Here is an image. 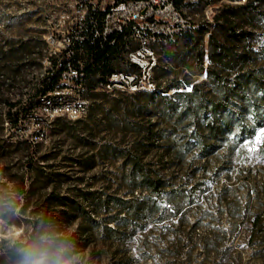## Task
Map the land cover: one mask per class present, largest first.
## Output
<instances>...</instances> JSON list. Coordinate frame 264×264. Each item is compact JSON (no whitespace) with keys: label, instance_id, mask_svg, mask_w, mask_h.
I'll return each mask as SVG.
<instances>
[{"label":"rangeland","instance_id":"374dc122","mask_svg":"<svg viewBox=\"0 0 264 264\" xmlns=\"http://www.w3.org/2000/svg\"><path fill=\"white\" fill-rule=\"evenodd\" d=\"M89 1L0 0V52L15 51L0 60V264H19V249L41 237L61 250L67 264H264V0H187L176 10L171 0H155V33L187 22L193 35L188 47L194 48V30L201 29L203 65L218 71L209 35L213 46L221 45L224 19L236 22L242 37L227 45L232 69L222 71L221 86L209 83L205 73L178 66L195 64L185 57L182 38L146 37L144 48L155 65L140 69L136 89L100 86L101 99H88L96 111L91 115L90 108L75 119L52 120L42 99L23 112L49 67L46 57L57 58L68 38L81 32ZM111 1L98 0L95 8ZM129 40L114 69L131 71L123 60L143 45ZM242 75L259 78L258 86L230 95ZM186 81L200 83L206 99L229 97L219 114V132L197 130L201 117L180 116L169 99L157 98H169L175 90L164 89ZM76 82L65 84L71 88L64 91L63 106L76 101L71 98L79 91ZM178 98L183 107L184 97ZM14 101L11 113L17 114L11 119L17 120L11 122L6 113ZM48 106H60V99ZM60 115L67 116L63 108ZM133 157L152 170L159 163L161 174L185 195L186 204L174 217L132 219L117 213L112 201L128 195L124 161ZM115 226L122 229L119 238L108 229Z\"/></svg>","mask_w":264,"mask_h":264},{"label":"trees","instance_id":"16d2710c","mask_svg":"<svg viewBox=\"0 0 264 264\" xmlns=\"http://www.w3.org/2000/svg\"><path fill=\"white\" fill-rule=\"evenodd\" d=\"M202 0H198L194 3H198ZM206 1V0H204ZM173 8L176 10L180 5L186 2L185 0H171ZM193 4V3H192ZM247 2L244 7L249 6ZM108 9V8H107ZM100 11V9L93 8L90 3L86 6L85 13L83 15V26L81 27V32L78 36H82L83 40L75 39V36H71L70 44L66 47L62 54L57 58L46 57L49 62V67L46 68L45 74L41 81L37 83L34 98L29 101V107H23V112L25 110L32 108L31 104L33 100L40 102L39 100L45 101L43 96L52 93L55 90L56 85L59 82V74L62 69L66 67V64L70 62L73 67L78 68V62L82 64L83 71L85 74V97L96 102L100 100L101 94L96 90L105 85L108 78L115 73H124L126 75H131L132 73L137 76V80L140 78V69L137 65L132 64L128 61L127 57L124 58L123 62L130 67L131 71H125L122 69H114V64L117 60V55H119L125 45L130 42L129 36L132 33V26L128 24L122 28L120 32H114L106 36V39L100 35L103 27V19L105 12ZM186 24H188L186 22ZM224 32L222 35L223 43L221 45L213 46L214 35L211 33L209 35L211 53L217 52L219 70H216L212 65L204 67L203 58V39L201 36L202 30L195 29L197 32L196 43L194 48H189V40L193 37L191 34V29L189 27L181 28L179 31L172 33L171 35H163L162 33H155V38L159 41H172L173 39L182 38L184 42L181 44L182 50L185 51V57L194 59L195 64L189 65L187 61H182L178 66H183L185 69L190 70L191 74L202 75L206 74L209 79V83L215 86H221L225 83L222 71L226 69H232V67H227L230 62L228 44H233L235 42L241 41L242 34L237 33L236 22L230 20L228 17L224 19ZM76 31H73L74 34ZM96 32L98 35H96ZM81 46V50H79ZM70 49V54L66 55V51ZM23 50V49H22ZM18 52V51H16ZM2 58H11L15 51L10 48L7 51L0 52ZM5 56V57H4ZM21 59L22 57H18ZM5 59V60H6ZM248 77L246 75L240 76L234 85L229 89L230 95L237 94L240 88H246L249 85L258 86L259 78ZM159 85H155V91ZM189 87V91H181V89H186ZM200 83H194L193 81H186L183 85L178 83L167 86L163 92H167L170 89L175 90L169 98L165 95L161 97V94L157 96L159 100L169 99V105L172 112H177L179 110L180 116H199L202 121L198 122V129L212 131L213 128L217 132L221 130L219 127V114L222 113L225 108L229 97L217 98L213 97L206 99L204 94L200 92ZM124 92V91H123ZM178 97H184L185 105L183 107H178L177 100ZM59 98H47L48 104L55 102ZM264 99V97H263ZM18 101L8 103L7 119L11 122L17 119H11L12 108L17 105ZM89 105V109L92 112L96 111V107ZM147 105H142L140 110L145 112L147 110ZM180 108V109H179ZM25 114V113H24ZM226 131V130H225ZM249 136L253 135V130L248 129ZM151 138V136H147ZM199 138V137H198ZM123 156V155H121ZM124 158V156H123ZM124 165L127 168L128 179H129V190L128 195L124 197H116L113 199V204H115L117 213L123 214V217L127 216L132 219H142L155 216L157 220H166L174 217L181 208L186 204V197L183 193L177 192L173 185L170 184V177L162 175L163 170L159 163H155V170L150 168L149 163H143L140 158L133 157L132 159H127L124 161ZM155 195V201L153 197ZM162 195V196H160ZM163 205V206H162ZM122 217V218H123ZM260 224V221H258ZM261 230L264 237V222L261 223ZM110 233L115 237L119 238L122 235V229L120 227H108Z\"/></svg>","mask_w":264,"mask_h":264},{"label":"built area","instance_id":"2783aa9c","mask_svg":"<svg viewBox=\"0 0 264 264\" xmlns=\"http://www.w3.org/2000/svg\"><path fill=\"white\" fill-rule=\"evenodd\" d=\"M187 1V0H185ZM155 0H112L111 4L108 7L101 8L100 11L105 12L103 19V27L101 31V36L103 39H106V36L112 34L114 32H120L122 28L128 24L132 26V33L130 34V38L138 40L143 47L138 49H134L128 53V60L130 63L135 64L139 67V69H144L147 64L150 63L151 67L155 65V58L152 53L148 52L145 48V40L146 37H150L155 39ZM89 3L93 8L98 4V0H90ZM170 6L173 8L172 3L170 2ZM108 8V9H107ZM115 16L116 18H113ZM112 17V18H111ZM83 20V19H82ZM114 20V21H112ZM112 21L113 24H110ZM180 21H182V17L180 16ZM186 23V22H185ZM184 23V24H185ZM177 23L176 26L170 28L168 33L164 35H171L172 33L179 31L181 28H184L185 25ZM143 28L138 29V28ZM147 33L149 35L147 36ZM159 34V33H158ZM96 35L98 33L96 32ZM70 37L68 38L67 45L70 44ZM75 39L81 42L83 40L82 36H75ZM48 42V41H47ZM49 43V42H48ZM66 49V47H65ZM64 49V50H65ZM79 50H81V46H79ZM70 49L66 51V55L70 54ZM76 79L78 82L74 84L75 89H78L77 96L71 97L72 99L77 101V108L71 109V116H62L60 115V108H63V98H67L64 95V91H67L69 86L65 85L70 81ZM140 80V78H139ZM85 74L83 71L82 64L78 62V68L72 66L70 62L66 64V67L60 71L59 74V82L55 87V90L43 96L45 98L44 107H49L52 110L51 119L66 117L69 119H75L86 115L89 109V100L85 97ZM60 82L64 83L62 85ZM137 76L134 74L126 75L124 73H115L112 74L108 81L105 83L103 88L105 90H112L113 87L120 88L122 91L126 90L127 84H133L135 88L137 87ZM47 98H59L60 106H48Z\"/></svg>","mask_w":264,"mask_h":264},{"label":"clouds","instance_id":"9594fccd","mask_svg":"<svg viewBox=\"0 0 264 264\" xmlns=\"http://www.w3.org/2000/svg\"><path fill=\"white\" fill-rule=\"evenodd\" d=\"M19 251L22 257L19 264H67L61 250L53 247L45 237L26 244Z\"/></svg>","mask_w":264,"mask_h":264},{"label":"bare ground","instance_id":"6f19581e","mask_svg":"<svg viewBox=\"0 0 264 264\" xmlns=\"http://www.w3.org/2000/svg\"><path fill=\"white\" fill-rule=\"evenodd\" d=\"M70 108H77V101H74L73 103L66 104L63 106V112L67 116H71V109Z\"/></svg>","mask_w":264,"mask_h":264},{"label":"snow or ice","instance_id":"6c2138e0","mask_svg":"<svg viewBox=\"0 0 264 264\" xmlns=\"http://www.w3.org/2000/svg\"><path fill=\"white\" fill-rule=\"evenodd\" d=\"M261 135H264V130H262ZM257 139H259V137Z\"/></svg>","mask_w":264,"mask_h":264}]
</instances>
